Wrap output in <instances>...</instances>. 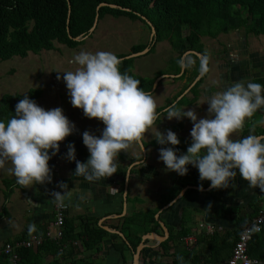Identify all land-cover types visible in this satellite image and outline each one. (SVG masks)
I'll return each mask as SVG.
<instances>
[{
  "label": "crops",
  "instance_id": "obj_1",
  "mask_svg": "<svg viewBox=\"0 0 264 264\" xmlns=\"http://www.w3.org/2000/svg\"><path fill=\"white\" fill-rule=\"evenodd\" d=\"M227 35L230 37L228 41L224 39L220 44L222 48V55L221 57L219 56L220 60L217 59L215 61L213 55H209L210 72L206 78L207 86L200 85L198 100L193 104H183L180 107L181 109L184 108V111L195 110L198 119L207 117L209 105L205 100L212 94L226 89L237 81L247 83L256 82L259 79L264 80V39H254L253 46H251L247 43L249 34L247 36L243 35L242 29L222 33L219 36L227 38ZM212 40H215V38H212ZM208 48L216 52L210 46ZM238 48H242V51H238ZM215 56L218 57V55ZM214 68L222 69V71L213 72ZM214 75L217 77L212 81ZM207 79L209 80L207 81ZM206 83L204 82L203 84ZM178 91L180 92V88ZM177 93L175 92L173 95ZM66 94L68 95V90H66ZM186 95L188 96L189 94ZM59 100L60 98H55L54 96V103L48 101L49 109L58 107L60 105ZM64 105L66 104L64 103ZM79 116L81 117V123L75 122L74 132L60 143L59 152L66 154L68 151L67 146L70 143L74 144L76 160L86 162L90 153L83 143L82 134L87 130L94 135L100 136L103 124L95 118L89 119L85 117L82 109H80ZM260 120H264V109L258 110L251 120H247L243 130L236 133L234 138L239 139L250 133L264 135L260 133V130L264 129V125L258 123ZM254 121L257 122L255 128L252 127ZM179 124L181 127H179ZM164 125H166V122ZM172 126L176 130L179 139L191 140L190 132L193 122L190 118H175L168 129L172 130ZM166 133L164 134L166 135ZM145 136L143 143L146 145L144 144L143 150L141 145H139L141 148L140 156L135 153V157L133 154H128L127 156L126 152L121 151L117 161L119 158H128L129 162L124 165L117 162L118 171L116 173L111 177L102 178L93 183L88 182L82 176L74 175L75 161H71V163L62 162L56 155L49 160V166L52 169V180L44 184L22 187L16 182L14 175L6 172V168L0 169L2 172H6L5 176L0 180V212L6 200V193L9 194L6 201V213L0 217V247L7 242L18 240L26 232L29 236L31 235L30 237L36 235L42 237L43 241L47 239L46 232L48 228L52 227V229H55L52 225L54 221V199L52 198V193L55 190L56 182H62L67 185L66 189H61L63 193L65 192L64 197L69 204V209L66 215L63 237L61 239H48L60 243L62 248H60V252L57 255L47 253L43 257L41 264H50L57 257L60 264H71L74 259H82L80 264H133L135 253H133V245L139 236L142 237L140 243L144 242L143 249H145L143 254L141 251L139 264H143L144 261L149 259H153V261L160 264H174V259L179 250L186 249L188 244L186 238L188 237L196 239L194 249L192 248L193 245L190 246L192 255L193 252H197L200 249L202 253H209V248L205 244H198L199 238L205 240L208 237L207 235H209V231L201 224L209 223L214 227L222 226L224 233L236 230L239 227V222L235 215L246 216L250 214L253 209L251 203L255 199H261L260 204H264V195L261 196V189L259 187L250 188L248 182L240 177L238 170L235 180L230 181L229 187L213 189L210 188V185H206L209 182L208 180L201 181L199 179L198 169L191 164L187 165L188 172L184 176H178L175 172H170L171 178L167 179V183H163L162 187L158 186L155 188L158 197H150L152 188L149 183H146L149 181L145 180L149 174L147 171L148 162L152 154L155 157L154 149H156V146L158 145L161 148L164 145L159 144L154 137L147 138L151 136H149V132ZM154 142H156L155 146L153 145ZM165 146L176 149V154L179 156L182 153H186L190 144L180 141L179 145L166 144ZM143 159L144 164L142 165ZM121 167H123L122 170H120ZM125 168L127 170L123 175L122 172ZM129 169L131 177L127 179ZM186 179L189 180L186 181ZM127 184L129 195L125 204L122 189L124 187L125 190ZM201 184L203 185V190L200 189ZM186 187L189 188L181 198L176 199L172 205L162 209V211H160L161 209L158 211L160 212L159 219L166 224L168 229L173 227V232L184 228L189 230L190 233L185 237L184 245L172 246L169 251L163 252L158 243L160 244L166 239L163 241L156 238L143 239L150 232L142 234L138 230H135V233L134 231L133 233L131 232L130 236L128 235L127 227H129V224L124 220L125 216H133L138 212L156 208L161 204L162 192H167L171 189L181 192ZM178 195L179 193L175 195L174 199ZM209 205H211L210 208ZM224 206L234 208L236 211L235 215H220ZM33 224L35 225V230L30 232L29 225ZM66 226L68 231H66ZM153 227L154 232L152 233L165 234V230L160 223ZM104 230L106 236L98 242L96 240V232L102 233ZM42 232L44 234H41ZM61 253L64 254L61 255ZM190 256L184 257L182 264H192ZM225 261L220 264H225ZM199 262L200 264H217L204 262V255L199 256Z\"/></svg>",
  "mask_w": 264,
  "mask_h": 264
},
{
  "label": "clouds",
  "instance_id": "obj_2",
  "mask_svg": "<svg viewBox=\"0 0 264 264\" xmlns=\"http://www.w3.org/2000/svg\"><path fill=\"white\" fill-rule=\"evenodd\" d=\"M72 63L77 65L75 70L63 71L62 77L72 106L104 125L100 136L87 130L82 134L90 153L86 162L76 160L74 144L67 146L65 158L75 161V176H82L90 183L111 177L118 171L121 150L128 152L133 144L142 145L146 133L166 115L169 120L188 117L193 122L191 144L186 153L177 156L173 147L159 149V159L166 171L184 176L187 165L191 164L198 169L201 181L208 180L210 188L221 189L230 186L238 170L250 188L259 187L264 191V135L250 133L234 138L247 120L264 109V85L241 81L231 84L206 98L208 115L198 119L195 110L184 111L176 102L164 108L163 113L158 112L153 95L140 87L139 79L120 71L123 61L112 52L81 50L74 55ZM180 65L185 67L183 61ZM207 72L208 57L205 56L200 74ZM258 123L264 125V120ZM256 124L254 121L252 127ZM74 129V123L61 107L46 110L24 95L15 106V114L7 122L0 121V169L10 163L7 171L25 188L51 182L49 160ZM153 135L161 145L180 144L177 134L170 129L166 135L158 129ZM130 177L127 173L126 178ZM59 187L66 189L67 185L61 182ZM200 189L203 190L202 184ZM64 196L65 192L52 193L58 205H63ZM34 230L35 225H29V231Z\"/></svg>",
  "mask_w": 264,
  "mask_h": 264
},
{
  "label": "trees",
  "instance_id": "obj_3",
  "mask_svg": "<svg viewBox=\"0 0 264 264\" xmlns=\"http://www.w3.org/2000/svg\"><path fill=\"white\" fill-rule=\"evenodd\" d=\"M97 13H99V21L107 15L115 18L125 16L132 20H141L151 31L152 26L155 27L154 37L149 42L132 44L130 52L117 54V57L123 58V63L119 66L120 71H127L129 75L139 79L141 82L140 87L151 94L156 91H152V88L158 76L165 73L176 75L181 72L180 61H183L184 53L189 50H195L199 53L192 52L189 54L191 57L197 58L198 63L197 68L193 67L191 82L185 85L170 103L157 109L161 113L172 102H176L177 107L180 108L183 104H193L198 100L199 87L207 77L210 65L209 54L199 37L217 38L222 33H229L237 29H244L247 34H264V0H0V61L15 56L27 57L30 52L39 54L43 50H55L57 49L56 42L70 48H76L84 44L87 37L94 34L98 25L92 33L90 29L95 23ZM189 28L190 36L188 35L189 32L186 33ZM191 37H194V40ZM162 41H168L177 52V55L170 58L168 69H161L154 77H138L134 74L133 66L136 57L127 58L126 56L130 53L142 51L146 47H150L147 54L153 53L157 44ZM205 56L208 57V72L202 75L192 86L191 90L193 92L189 90V93L192 92V96L188 97L185 91L200 74L201 60ZM189 68L191 67L187 56L184 73L178 77L170 78H185ZM255 83L264 85V80L259 79ZM42 94L43 89L41 87H31L25 93L7 92L2 94L0 97V121L7 122L15 114V106L19 100L24 98V95L38 101ZM179 96L181 97L177 100ZM186 97L188 101L185 100ZM179 127H181L180 124ZM260 133L264 134V129L260 130ZM179 140L185 144H191V140L184 138ZM126 170L127 168L123 170V175ZM210 184L209 181L206 185L209 186ZM122 190L124 192V187ZM178 193L180 192L174 189L162 192L160 206L138 212L133 216H125L124 220L129 224V227H127L128 235L130 236L133 231L135 233V230L140 231L142 234L154 232L153 226L160 223L156 219L157 212L162 206L169 204ZM261 194L263 196L264 191ZM8 197L9 194L6 193V200L0 212V217L6 213ZM260 200L258 198L252 201L253 209L246 216L235 215L234 208L224 206L220 215H235L239 227L226 233L223 232V229H216L213 233H209L205 240L199 238L198 244H205L209 248V253H202L200 249L193 252L192 255V249L186 245V249H180L176 254L174 264H182L184 257L190 255H192L190 256L192 264H200V255H204V262L206 263L220 264L225 260L227 261L232 254L242 227L259 213L262 207ZM66 231H68L67 226ZM169 231L168 239L160 245L163 252L169 251L172 246L184 245L185 237L190 233L185 228L173 232V227H170ZM41 234H44V232ZM30 236L26 232L18 240L28 239ZM96 236V240L99 242L106 236L105 230L102 233L96 232ZM141 239L142 237L139 236L134 242L133 253ZM195 245L192 246L193 249ZM60 248H62L60 243L48 238L37 246L20 247L17 250L20 255L19 264H41L47 253L57 255ZM144 251L145 249L142 250V254ZM248 253L251 257L264 262V226L261 232L253 235L248 246ZM55 259L50 264H60L58 257ZM81 260L74 259L71 264H80ZM0 264H12L10 255L0 251ZM143 264L160 263L149 259L144 261Z\"/></svg>",
  "mask_w": 264,
  "mask_h": 264
},
{
  "label": "rangeland",
  "instance_id": "obj_4",
  "mask_svg": "<svg viewBox=\"0 0 264 264\" xmlns=\"http://www.w3.org/2000/svg\"><path fill=\"white\" fill-rule=\"evenodd\" d=\"M243 30L244 29H242V34L247 36L248 34ZM151 32V29L141 20H132L125 16L115 18L113 16L107 15L105 18L99 21L98 27L95 30L94 34L91 37H87L86 42L76 48H70L66 45L56 42L57 49L55 50H43L39 54L30 52L27 57L15 56L11 59L0 61V97L2 94L7 92L25 93L31 87H41L43 89V94L41 98L36 101L38 105L47 110L50 108L47 105L48 101L54 103V96L55 98H60L59 103L62 107L60 105L58 107H61L63 109L64 114L69 118L71 122L73 121L74 125L76 121L81 123V117L79 116L80 109L78 110V108L72 106L70 102V96L69 94H66V84L62 79L63 75L65 74L63 71L75 70V68L77 67L76 64L72 63L74 55H76L81 50L91 52L109 51L114 53L115 55L123 52H130L132 44L149 42L151 40ZM187 32H189L188 35L190 36V28L186 30V33ZM191 38L194 40V37ZM229 38L230 37L228 35L227 38L218 36L217 38H215V40H212V38L209 36L199 37L200 41L204 44L205 50L210 56L213 55L215 61H217V59L220 60V57L222 55V48L220 47L221 42H223L224 39L228 41ZM258 38L264 39V34L255 35L249 33L247 43L253 46V40ZM208 46L216 50V52L212 51L210 48H208ZM237 50L242 51V48H238ZM174 55H177V52L172 48L168 41L159 42L156 46V50L153 53H146L142 56L136 57L133 66V72L138 77H154L161 69H168L169 60ZM215 55H218V57ZM187 56L191 68H189V71L185 78L173 79L170 78L172 76H163L159 80L156 91L154 90L155 92L152 94L158 105L157 108L170 103L177 95L173 94L175 92H179V88L181 90L185 85L191 82L190 79L193 76V67L197 68L198 63L197 58L191 57V55L189 54ZM212 71L218 72L222 71V69L218 70V68H214V70ZM58 76L61 78L58 79ZM160 76H158L156 79H158ZM215 77L217 76L214 75L212 77V81L215 79ZM206 78L204 79L205 83ZM208 80L209 79H207V81ZM194 82L195 80L185 91V93L189 94L188 96L192 95L193 90H191V88L194 85ZM203 83H201L202 86H207V83ZM189 90H191L192 92L190 91L189 93ZM180 97L181 96H179L177 100H179ZM185 100L188 101L187 97L185 98ZM64 103L66 105H64ZM174 119L175 118L169 120L167 116H163L160 121L152 126L149 132V136H151L147 138H153V133H155L157 129L163 133L167 132V130H169L168 128H170L169 125L174 122ZM165 122L166 125H164ZM103 128L104 125L102 129ZM172 131L176 133V130L173 128V126ZM153 145L155 146L156 142H154ZM163 147L166 146L164 145ZM159 149L160 148L157 145L156 149H154L155 157H153V154L150 156L147 170L149 174L147 175V179H145L146 181H149L146 183H149L152 188L150 191V197L152 198L158 197L155 188H157L158 186L162 187L163 183H167V179L171 178L170 172H175L166 171L165 164L162 160L159 159ZM124 152L127 153V156L128 154H133L134 156V153L137 154V156H140L141 148L139 145L133 144L128 149V152ZM65 155L66 154H61L60 152H58L56 154V157L59 158V160L62 162L71 163L70 160L65 158ZM117 162L124 165L129 162V159L119 158ZM10 167V163H7L5 165L6 172H8L7 169ZM6 172H2V170H0V180L3 178V176H5ZM175 173L179 176L177 172ZM152 194L156 195L153 196ZM160 245L161 243H158V246Z\"/></svg>",
  "mask_w": 264,
  "mask_h": 264
},
{
  "label": "built area",
  "instance_id": "obj_5",
  "mask_svg": "<svg viewBox=\"0 0 264 264\" xmlns=\"http://www.w3.org/2000/svg\"><path fill=\"white\" fill-rule=\"evenodd\" d=\"M60 182H56L55 184V191L62 192L61 187H59ZM69 209V204L66 201L65 197L63 200V205H58L54 201V221L52 223L53 227L55 229H52V227L47 230V238L52 239H61L64 235V225H65V219L66 215ZM201 226H204L209 233H213L216 229H223L222 226L220 227H214L213 225L207 223V224H201ZM264 226V204L262 205L259 213L252 217L241 229V232L239 234V237L233 247L232 254L228 258V260L225 262V264H264L263 261L253 258L248 253V246L250 241L253 238V235L255 233L261 232ZM196 239L194 237H188L186 238V242L188 243L187 246L194 245ZM43 242V238L39 236H32L28 239H22V240H15L11 242L5 243L2 247H0V251L9 254L11 263L12 264H19L20 261V255L18 253V248L20 247H32L37 246Z\"/></svg>",
  "mask_w": 264,
  "mask_h": 264
},
{
  "label": "water",
  "instance_id": "obj_6",
  "mask_svg": "<svg viewBox=\"0 0 264 264\" xmlns=\"http://www.w3.org/2000/svg\"><path fill=\"white\" fill-rule=\"evenodd\" d=\"M112 6H114V5H112ZM68 21H69V19H68ZM98 22H99V13H97V16H96V19H95V23H94L93 27L90 29V32H91V33L96 29V27H97V25H98ZM154 34H155V27L152 26L151 39L154 37ZM149 50H150V47H146L144 50L139 51V52H135V53H130V54H128L126 57H127V58H130V57H136V56L144 55V54L148 53ZM192 52L198 54V52L195 51V50H189V51H187L186 53L183 54V63H184V65H185V67L181 68V72H180V73H178V74H176V75H174V74H168V73H167V74H164V75L160 76L158 79L155 80V83H154V85H153L152 91L156 90V87H157V85H158V82H159V80H160L163 76H172V77H176V76H177V77H178V76L182 75V74L184 73V71L186 70V57H187L188 54H190V53H192ZM121 59H123V58H121ZM201 77H202V75L199 74V75L197 76V78L195 79L194 84H195V83H196ZM141 146H142V148H144V144H142ZM128 173H130V169L128 170ZM127 179H128V178H127ZM195 187H197V186H195ZM188 188H189V187L184 188V189L179 193V195H178L177 198H175L172 202H170L169 204H167L166 206H164L163 208H161L160 211H162V209H164V208L169 207L170 205H172V204L176 201V199L181 198V197L185 194V192H186V190H187ZM127 198H128V184L125 186V190H124V201H125V204H126ZM159 216H160V212H158V213L156 214V218L159 220L160 224L163 226V228H164V230H165V234L163 235V234H156V233H148V234H146V235L144 236L143 239H146V238H153V239H154V238H156V239H158V240L163 241V240H165V239L168 238V236H169V229H168V227L166 226V224H165L163 221H161V220L159 219ZM143 247H144V242L142 241V242L140 243V245L138 246V248L136 249L135 253H134L133 264H139V263H140L141 251H142Z\"/></svg>",
  "mask_w": 264,
  "mask_h": 264
}]
</instances>
